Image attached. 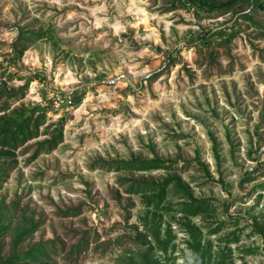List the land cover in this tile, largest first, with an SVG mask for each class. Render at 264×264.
Wrapping results in <instances>:
<instances>
[{
    "label": "rangeland",
    "instance_id": "obj_1",
    "mask_svg": "<svg viewBox=\"0 0 264 264\" xmlns=\"http://www.w3.org/2000/svg\"><path fill=\"white\" fill-rule=\"evenodd\" d=\"M173 1L0 0V82L17 88L32 78L11 109L51 105L41 135L16 150L0 190L11 221L0 239L4 255L33 218L40 226L21 248L52 240L59 264L139 262L148 207L143 194L128 193L127 179L178 176L213 209L188 216L183 192L168 187L162 205L174 208L156 217L175 235L170 263L193 262L182 228L191 220L211 246L210 264H264V238L254 228L256 221L264 225V0L199 13L183 2L172 8ZM22 29L46 36L20 57L15 40ZM59 93L73 104L56 108ZM62 117L63 142L31 160L37 142L51 135L44 128ZM210 131L220 143V165ZM149 145L175 169L116 171L95 163L151 158ZM78 206L79 215L64 216ZM234 231L239 240L228 242ZM84 237L88 246L77 252Z\"/></svg>",
    "mask_w": 264,
    "mask_h": 264
},
{
    "label": "trees",
    "instance_id": "obj_2",
    "mask_svg": "<svg viewBox=\"0 0 264 264\" xmlns=\"http://www.w3.org/2000/svg\"><path fill=\"white\" fill-rule=\"evenodd\" d=\"M247 1L252 6L257 5L258 0H175L172 2V8H177V2H183L185 5L193 7L196 13L200 11H215L217 9H229L237 2ZM263 6V5H262ZM244 18L251 19L250 15L244 14ZM46 36L45 33L40 31H32L29 29L20 30L17 39L15 40V47L18 50L19 56H23L26 50L29 49L31 43L38 41ZM235 33L230 34L225 41L231 42L235 37ZM32 78L26 79L23 85L17 88H9L6 82H0V96L5 95V100L0 105V190L3 188V184L10 176V172L15 168L16 150L26 144L28 141L38 138L41 135V127L47 122V112L51 109V105L42 106L39 103L34 105H25L21 103L20 106L12 107V98H15L19 94V98L22 99L26 95V90L29 87ZM11 109V110H10ZM65 119L62 117L56 123L47 125L44 128L45 134L51 135L47 138L37 142V148L30 157L31 160L37 158L42 152H50L63 142L64 140V128ZM54 126L51 132L50 128ZM212 140V149L218 165L222 163L220 143L213 132H209ZM152 153L151 158H143L136 154H132L130 158H121L111 161H96L95 163L101 164L103 167L109 170H129V171H150L155 169H175V164L172 161L164 159L159 156L155 151V147L149 145ZM204 169L210 174L207 165L199 160ZM211 176V175H210ZM131 182L128 187V193L143 194V202L148 207L147 213L143 216V225L146 234H138L137 241L146 248L145 252L141 256L139 262L129 261L128 264H176L170 263V258L167 257L169 249L171 248L175 235H173L171 226L164 227V222L160 217L157 219V210L163 209L166 211L173 210L171 204L162 205L167 198L168 187L171 184H175L178 191L183 192L187 201L181 203V210L188 216H197L201 213L209 212L213 209L212 204L207 198H197L188 186L178 176H172L165 179L163 182L155 181H138L136 179H127ZM151 192V193H150ZM150 193V194H149ZM151 207L153 212L151 215ZM126 219L131 218V211L127 207ZM81 207H71L66 211H63L64 216H76L79 215ZM10 211L8 205L4 199L0 198V239L8 234L11 221ZM40 226L39 221L30 219L27 224L20 226L17 229L11 245V251L8 255L2 253L0 247V264H59L52 258V253L55 252L54 242H37L32 246L23 249L21 245L25 242L27 237L35 233ZM182 228L190 236L191 240L188 242V246L192 251L193 262L189 263L185 260L182 264H210L209 256L211 254V246L202 242L201 229L188 220L182 223ZM222 225H218L213 233L219 232ZM255 232L260 233L264 238V225L256 221L254 223ZM234 237L232 239L227 237V241H238L239 234L235 231L232 232ZM88 243L85 237L78 242L74 247L77 252L86 249ZM157 251H160L164 256L158 255ZM247 252H253L252 249H248ZM217 264H225L223 261Z\"/></svg>",
    "mask_w": 264,
    "mask_h": 264
},
{
    "label": "built area",
    "instance_id": "obj_3",
    "mask_svg": "<svg viewBox=\"0 0 264 264\" xmlns=\"http://www.w3.org/2000/svg\"><path fill=\"white\" fill-rule=\"evenodd\" d=\"M54 103L56 108H60L63 105H67L70 106L71 104H73V101L71 98H68L66 95L59 93L54 97Z\"/></svg>",
    "mask_w": 264,
    "mask_h": 264
}]
</instances>
